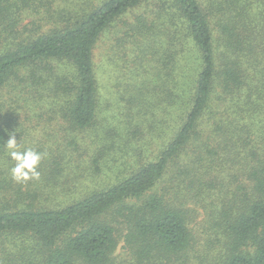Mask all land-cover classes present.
<instances>
[{
    "label": "trees",
    "instance_id": "1",
    "mask_svg": "<svg viewBox=\"0 0 264 264\" xmlns=\"http://www.w3.org/2000/svg\"><path fill=\"white\" fill-rule=\"evenodd\" d=\"M115 23L155 110L183 116L112 184L74 155ZM9 133L45 154L39 181L13 180ZM119 241L126 264H264V0H0V264H113Z\"/></svg>",
    "mask_w": 264,
    "mask_h": 264
},
{
    "label": "rangeland",
    "instance_id": "2",
    "mask_svg": "<svg viewBox=\"0 0 264 264\" xmlns=\"http://www.w3.org/2000/svg\"><path fill=\"white\" fill-rule=\"evenodd\" d=\"M91 1L98 5L104 0ZM119 26L120 23H115L100 37L94 52L100 97V112L90 133L95 143L91 148L87 144L74 155L78 159L74 163L83 168L92 167L91 160L94 159L102 169L99 178L105 182L113 178L111 183L139 165L153 161L171 138L170 128L164 125L181 121L183 116L180 112L177 113L178 118L161 116L155 110V92L147 94L142 87L143 79L137 76L136 64H133L135 54L132 46L121 40L122 29ZM83 141L84 138L79 140L82 144ZM140 155L142 158L138 160ZM102 185L107 184L103 182ZM116 245L111 261L113 264H126L131 255L121 241Z\"/></svg>",
    "mask_w": 264,
    "mask_h": 264
},
{
    "label": "clouds",
    "instance_id": "3",
    "mask_svg": "<svg viewBox=\"0 0 264 264\" xmlns=\"http://www.w3.org/2000/svg\"><path fill=\"white\" fill-rule=\"evenodd\" d=\"M8 136L3 145L10 159L14 161L10 169L13 180L17 183L39 181L41 173L38 169L45 154L32 148L22 149L14 134L9 133Z\"/></svg>",
    "mask_w": 264,
    "mask_h": 264
}]
</instances>
